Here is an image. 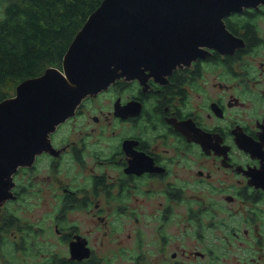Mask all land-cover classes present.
Returning <instances> with one entry per match:
<instances>
[{
	"label": "flooded vegetation",
	"instance_id": "flooded-vegetation-1",
	"mask_svg": "<svg viewBox=\"0 0 264 264\" xmlns=\"http://www.w3.org/2000/svg\"><path fill=\"white\" fill-rule=\"evenodd\" d=\"M225 22L226 51L203 45L166 74L119 76L18 168L0 232L39 254L21 264H264V4ZM41 159L45 209L22 218L6 207L29 190L15 175ZM14 253L0 264H19Z\"/></svg>",
	"mask_w": 264,
	"mask_h": 264
},
{
	"label": "water",
	"instance_id": "water-1",
	"mask_svg": "<svg viewBox=\"0 0 264 264\" xmlns=\"http://www.w3.org/2000/svg\"><path fill=\"white\" fill-rule=\"evenodd\" d=\"M264 0H102L70 43L62 67L20 81L0 100V210L14 174L47 149L49 135L88 94L119 76L166 74L211 45L226 51L224 18ZM224 48V49H223Z\"/></svg>",
	"mask_w": 264,
	"mask_h": 264
},
{
	"label": "trees",
	"instance_id": "trees-1",
	"mask_svg": "<svg viewBox=\"0 0 264 264\" xmlns=\"http://www.w3.org/2000/svg\"><path fill=\"white\" fill-rule=\"evenodd\" d=\"M101 1L8 0L0 19V100L23 79L62 67L70 43Z\"/></svg>",
	"mask_w": 264,
	"mask_h": 264
},
{
	"label": "rangeland",
	"instance_id": "rangeland-1",
	"mask_svg": "<svg viewBox=\"0 0 264 264\" xmlns=\"http://www.w3.org/2000/svg\"><path fill=\"white\" fill-rule=\"evenodd\" d=\"M7 2L8 0H0V19L4 16V10ZM3 91V88L0 87V96ZM12 93H14V91ZM21 171L22 172H19L17 173V175H15L17 176V179L15 180L17 182L19 181L28 184L29 190L24 192L20 199L15 198L13 200H10L8 203H6V207L9 209V211L21 215L22 218H26L27 216H29L30 218H35L36 216L41 215L43 210L45 209L44 207H42V159L38 162V166H36L30 172L24 171L23 169H21ZM5 213L6 212H4V214ZM0 235L4 236V239L6 241H9L8 243L4 244V246L10 247L8 249L12 254L13 250L15 252L14 256L11 257L14 263L21 264L25 261L21 257V253L29 256V260H32L30 257L39 255L37 252L29 253L27 250L11 247L13 244H16L20 241V233L18 230L14 229L13 232H11V228L6 225L4 229L1 230ZM34 245H40L42 247V234L39 236V238H35ZM8 249H0V251ZM2 259L4 258L2 257ZM2 259L0 261H2Z\"/></svg>",
	"mask_w": 264,
	"mask_h": 264
}]
</instances>
